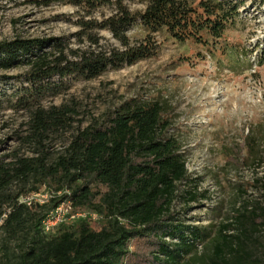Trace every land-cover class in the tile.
<instances>
[{
    "label": "trees",
    "instance_id": "trees-1",
    "mask_svg": "<svg viewBox=\"0 0 264 264\" xmlns=\"http://www.w3.org/2000/svg\"><path fill=\"white\" fill-rule=\"evenodd\" d=\"M135 1L28 0L39 8L71 6L87 17L110 7L113 15L79 23L91 44L82 51L66 53L53 40L0 44V69H28V87L13 94L11 104L30 111L28 129L17 138L19 148L0 155L1 227L25 244L16 264H264V208H244L234 223L216 232L179 220L176 201L190 204L207 197L187 189L192 180L181 143L170 134L164 104L131 99L107 111L101 121L74 127V107L40 103L48 92L60 94L51 83L54 78L93 80L155 58L159 46L153 36L160 32L178 44L201 47L232 70L244 66L246 51L226 40V33L242 23L238 3L148 0L144 11L133 13L126 2ZM133 28L142 30V39L128 37ZM95 30L109 32L120 48L93 49L98 45L91 33ZM257 63L263 66L264 56L258 55ZM68 133L64 148L52 151V139ZM257 140L253 134L247 138L250 165L260 161ZM21 147H28L30 155ZM255 186L264 198V175ZM41 193L49 196L43 204L22 201ZM62 204H70L75 214L96 213L98 220L66 222L45 235L42 223Z\"/></svg>",
    "mask_w": 264,
    "mask_h": 264
},
{
    "label": "rangeland",
    "instance_id": "rangeland-1",
    "mask_svg": "<svg viewBox=\"0 0 264 264\" xmlns=\"http://www.w3.org/2000/svg\"><path fill=\"white\" fill-rule=\"evenodd\" d=\"M197 4L201 0H188ZM239 4V28L226 33V40L248 54L242 68L232 70L206 56L201 47L174 42L166 33L155 34L159 46L155 58L120 70H108L102 76L85 80L77 77L54 78L60 94L48 92L41 100L45 108L67 104L77 111L76 124L86 127L93 120L101 121L105 113L131 99L159 101L166 107L170 134L177 137L192 180L187 189L207 198L197 203L176 201L179 220L190 227L208 228L216 232L221 226L234 223L244 208H264L262 191L256 182L264 175V65L257 56H264V0H231ZM148 0L126 2L133 13L146 9ZM113 15L103 7L87 17L71 6L35 7L28 0H0V44L16 40H43L61 43L68 50L82 51L91 47L79 23L102 22ZM98 41L93 49H119V43L107 31L91 32ZM139 28L129 31L131 40H140ZM51 45L47 50H51ZM204 55L202 57L201 55ZM248 63V64H247ZM246 65H250L246 67ZM28 69H0V155L20 147L17 140L28 129L30 111L11 108L13 97L28 87ZM59 91V90H58ZM10 98V100L8 99ZM8 99V100H7ZM257 137L260 161L250 165L247 138ZM70 136L53 138L50 147L59 152ZM30 155L28 147H21ZM184 190V188L182 189ZM30 195L22 201L47 199ZM0 222V264H16L25 244L12 239ZM94 227L97 223L93 224ZM264 243V232L261 234ZM203 247L199 246L201 253ZM264 256V249L260 252Z\"/></svg>",
    "mask_w": 264,
    "mask_h": 264
},
{
    "label": "built area",
    "instance_id": "built-area-1",
    "mask_svg": "<svg viewBox=\"0 0 264 264\" xmlns=\"http://www.w3.org/2000/svg\"><path fill=\"white\" fill-rule=\"evenodd\" d=\"M36 198H43L40 194L35 195ZM48 199V198H47ZM47 199L36 200L37 203L43 204L47 202ZM90 218L92 221L98 220V215L91 212H79L73 213L70 204H62L54 211L50 213L48 218L42 223V229L45 235L54 234L56 229L66 223L72 222L79 219Z\"/></svg>",
    "mask_w": 264,
    "mask_h": 264
}]
</instances>
